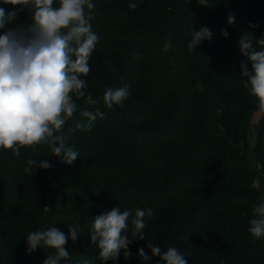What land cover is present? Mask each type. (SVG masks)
Masks as SVG:
<instances>
[{
    "label": "trees",
    "instance_id": "16d2710c",
    "mask_svg": "<svg viewBox=\"0 0 264 264\" xmlns=\"http://www.w3.org/2000/svg\"><path fill=\"white\" fill-rule=\"evenodd\" d=\"M89 2L94 8L85 6V15L98 40L82 77L85 96L70 94L77 111L57 133L79 156L64 163L47 142L21 147L19 155L0 148V264H44L55 250L29 253L27 236L51 227L67 236L77 225L79 237L68 239L69 257L59 264H163L149 240L162 252L175 247L188 264H264V236L248 231L253 208L264 203V113L251 120L259 105L240 75L241 63L251 64L238 43L248 32L264 50L257 43L264 0ZM0 7L20 9L6 28L33 23L31 5L0 0ZM202 27L212 39L189 51ZM126 85L127 99L107 108L105 91ZM85 110L104 114L90 130L76 128L88 123ZM42 160L51 167L40 168ZM114 207L131 211L130 239L135 211L150 208L153 215L144 217V239L129 245V258L121 250L118 259L103 261L90 232L94 216ZM141 248L150 260L141 259Z\"/></svg>",
    "mask_w": 264,
    "mask_h": 264
},
{
    "label": "clouds",
    "instance_id": "9594fccd",
    "mask_svg": "<svg viewBox=\"0 0 264 264\" xmlns=\"http://www.w3.org/2000/svg\"><path fill=\"white\" fill-rule=\"evenodd\" d=\"M8 5H22L34 9L33 23L26 28H6L11 24L20 11L14 8L6 12L0 7V29H6L0 34V148L12 149L19 155V149L47 142L52 155L61 157V161L71 165L79 156L78 151L66 146L65 138L60 133L65 124V118H70L77 111L71 93L84 97L83 89L86 77L90 71L89 58L96 46L98 36L90 24L91 15L86 17L85 6L89 10L94 5L89 0H58V7H53L54 0H3ZM135 9L136 4H130ZM229 25L235 22L231 14L227 18ZM253 27H258L254 25ZM227 30L222 36H228ZM213 33L202 27L194 31L188 44L189 51L204 40H211ZM239 49L242 56L251 64L241 63V73L247 77L245 87L250 88V94L257 98L259 109L264 112V50H257L248 32L241 35ZM264 46V37L257 40ZM170 42L164 45L167 51ZM74 57V59H73ZM130 95L128 86L113 90L107 89L103 96L104 104L111 109L120 105ZM89 104L97 101L89 95ZM88 119L87 124L77 123L76 128L90 130L97 116L103 117L102 112H81ZM29 165L35 162L29 160ZM40 168L51 167L46 160L40 161ZM30 171V169H26ZM248 231L255 238L264 236V203L253 208ZM152 216V209L135 211L131 224V239L127 236L130 210L121 211L113 208L111 211L94 216L90 232L91 242L100 249L103 261L116 260L121 250L127 259L132 253L128 250L131 243L144 239L142 230L145 228L144 217ZM79 237V226H69L68 235L55 227L45 231H35L27 236V251L37 248L53 249L44 264H59L69 257L65 248L70 238L73 242ZM152 257H160L163 264H188L187 259L175 247L163 251L154 241L148 242ZM143 261L149 257L141 248L138 252ZM87 264V262H84Z\"/></svg>",
    "mask_w": 264,
    "mask_h": 264
},
{
    "label": "rangeland",
    "instance_id": "374dc122",
    "mask_svg": "<svg viewBox=\"0 0 264 264\" xmlns=\"http://www.w3.org/2000/svg\"><path fill=\"white\" fill-rule=\"evenodd\" d=\"M264 112H262L260 109H259V107L258 108H256L254 111H253V113H252V121L254 122V123H258V121L260 120V117H261V115L263 114ZM248 140H249V142L251 143V144H253L255 141H256V134H255V132H252V133H250L249 135H248Z\"/></svg>",
    "mask_w": 264,
    "mask_h": 264
}]
</instances>
